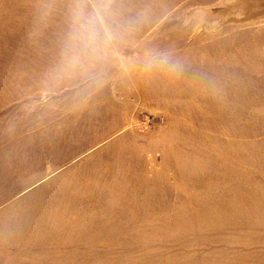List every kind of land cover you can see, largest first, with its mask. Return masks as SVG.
I'll return each instance as SVG.
<instances>
[{
  "label": "rangeland",
  "instance_id": "rangeland-1",
  "mask_svg": "<svg viewBox=\"0 0 264 264\" xmlns=\"http://www.w3.org/2000/svg\"><path fill=\"white\" fill-rule=\"evenodd\" d=\"M45 2L0 0V264H264V0H126L183 70L51 90Z\"/></svg>",
  "mask_w": 264,
  "mask_h": 264
},
{
  "label": "clouds",
  "instance_id": "clouds-1",
  "mask_svg": "<svg viewBox=\"0 0 264 264\" xmlns=\"http://www.w3.org/2000/svg\"><path fill=\"white\" fill-rule=\"evenodd\" d=\"M55 11V0H46L38 18L46 23ZM63 16L57 58L47 76L49 90L73 80L84 89L98 87L112 64L124 72L137 66L146 72L183 70L166 51L146 48L138 57L122 53L121 45L143 23V14H132L126 0H64Z\"/></svg>",
  "mask_w": 264,
  "mask_h": 264
}]
</instances>
